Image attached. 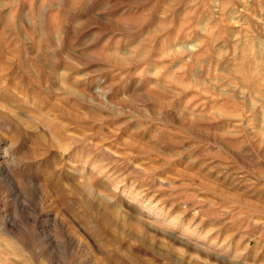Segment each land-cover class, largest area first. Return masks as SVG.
I'll use <instances>...</instances> for the list:
<instances>
[{
  "label": "rangeland",
  "instance_id": "1",
  "mask_svg": "<svg viewBox=\"0 0 264 264\" xmlns=\"http://www.w3.org/2000/svg\"><path fill=\"white\" fill-rule=\"evenodd\" d=\"M0 264H264V0H0Z\"/></svg>",
  "mask_w": 264,
  "mask_h": 264
}]
</instances>
